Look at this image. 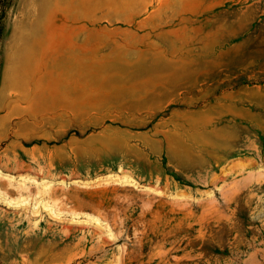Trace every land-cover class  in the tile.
I'll list each match as a JSON object with an SVG mask.
<instances>
[{
    "label": "rangeland",
    "instance_id": "374dc122",
    "mask_svg": "<svg viewBox=\"0 0 264 264\" xmlns=\"http://www.w3.org/2000/svg\"><path fill=\"white\" fill-rule=\"evenodd\" d=\"M5 4L0 264H264V0Z\"/></svg>",
    "mask_w": 264,
    "mask_h": 264
},
{
    "label": "trees",
    "instance_id": "16d2710c",
    "mask_svg": "<svg viewBox=\"0 0 264 264\" xmlns=\"http://www.w3.org/2000/svg\"><path fill=\"white\" fill-rule=\"evenodd\" d=\"M5 8H6V4H5V0H0V38L2 35V20L5 16Z\"/></svg>",
    "mask_w": 264,
    "mask_h": 264
},
{
    "label": "crops",
    "instance_id": "0c3cea01",
    "mask_svg": "<svg viewBox=\"0 0 264 264\" xmlns=\"http://www.w3.org/2000/svg\"><path fill=\"white\" fill-rule=\"evenodd\" d=\"M56 66V67H55ZM59 66H61L60 64H56V65H54L53 67L54 68H58Z\"/></svg>",
    "mask_w": 264,
    "mask_h": 264
}]
</instances>
